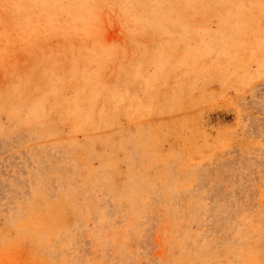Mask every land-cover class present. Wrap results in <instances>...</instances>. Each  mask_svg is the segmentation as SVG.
<instances>
[{"label":"rangeland","instance_id":"1","mask_svg":"<svg viewBox=\"0 0 264 264\" xmlns=\"http://www.w3.org/2000/svg\"><path fill=\"white\" fill-rule=\"evenodd\" d=\"M0 264H264V0H0Z\"/></svg>","mask_w":264,"mask_h":264}]
</instances>
